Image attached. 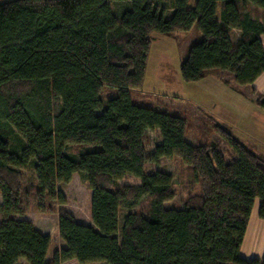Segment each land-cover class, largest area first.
I'll list each match as a JSON object with an SVG mask.
<instances>
[{
	"label": "trees",
	"instance_id": "1",
	"mask_svg": "<svg viewBox=\"0 0 264 264\" xmlns=\"http://www.w3.org/2000/svg\"><path fill=\"white\" fill-rule=\"evenodd\" d=\"M264 0H14L0 4V264H264L239 257L255 199L264 220V156L231 127L189 121L132 102L143 86L154 35L193 26L179 73L199 83L207 73L233 85L264 113V94L244 88L264 73V26L245 5ZM239 33L231 40V32ZM104 91L111 92L103 98ZM161 142L148 154L145 141ZM71 147L76 153H67ZM176 158L199 192L179 209L172 177L148 164ZM34 181L22 185L23 172ZM81 174L90 224L58 213L64 248L46 261L51 239L23 217L64 205L57 190ZM125 177L138 186H119ZM147 200L144 212L133 211ZM120 210H125L120 221Z\"/></svg>",
	"mask_w": 264,
	"mask_h": 264
},
{
	"label": "rangeland",
	"instance_id": "2",
	"mask_svg": "<svg viewBox=\"0 0 264 264\" xmlns=\"http://www.w3.org/2000/svg\"><path fill=\"white\" fill-rule=\"evenodd\" d=\"M10 1L14 0H0V4ZM155 1L159 5L167 6V0ZM245 9L253 19L264 26V10L256 9L250 4H246ZM238 36L237 31L231 32L233 42L238 39ZM259 38L264 48V37ZM201 40L202 35L195 26L185 32H176L170 37L154 35L147 60L145 80L140 90L131 91L132 102L187 118L189 128L185 140L191 145L200 143L195 121L203 117L214 123L228 125L237 139L246 142L248 146L264 156V113L255 106L253 101L237 94L233 85H224L214 72L207 73L203 81L199 83L187 84L181 80L180 65L185 60L189 48ZM253 89L257 95L264 94V73L257 85L252 84L244 88L248 92ZM111 95V92L104 91L102 97L108 98ZM160 142L161 137L158 131L149 132L145 141L146 152L151 154ZM77 151V148L71 147L67 153L73 154ZM145 172L147 174L164 172L172 177L176 195L172 201L165 204V208L179 209L190 195L199 192V187L191 181L187 168L176 158L160 159L156 165L148 164ZM33 181L32 172L24 171L22 185L28 186ZM118 185L138 186L139 180L125 177ZM57 190L65 199L64 205L53 204L50 206L51 212L39 213L34 201L31 200L25 215L22 218H16L29 221L37 231L52 237L55 244H58L60 239L58 213L61 210L72 215L77 223L90 224L87 214L88 193L83 175L74 174L68 184H59ZM254 204L259 207V199H255ZM146 205L147 200H143L133 211L144 212ZM125 212L120 210V221ZM55 244L51 246L50 251Z\"/></svg>",
	"mask_w": 264,
	"mask_h": 264
},
{
	"label": "crops",
	"instance_id": "3",
	"mask_svg": "<svg viewBox=\"0 0 264 264\" xmlns=\"http://www.w3.org/2000/svg\"><path fill=\"white\" fill-rule=\"evenodd\" d=\"M214 75L217 76L216 73ZM260 78L261 76L257 78V80L253 83V86L254 84L257 85ZM217 83L221 84L220 82H217ZM217 83L216 85H218ZM253 205L254 206L252 207L249 220L247 223L246 231L243 237V241H242V244L239 250V257L247 261L251 259H262L264 256V220H261L258 216L259 207L255 206V204ZM17 218H22V217H17ZM38 232L41 233L42 235L49 236L47 233H43L40 231ZM50 239H51V243H50V247H49V250L46 256L47 262L51 261L49 259H52V255L55 251H58L64 248V243L61 241V239L58 240V244L57 243L55 244L53 242L52 237ZM54 244H55V247L52 249V251H50L51 246H53ZM21 263L23 262H20V264Z\"/></svg>",
	"mask_w": 264,
	"mask_h": 264
}]
</instances>
